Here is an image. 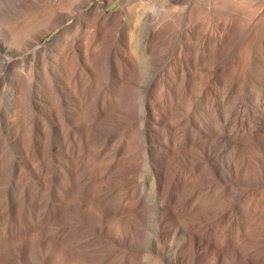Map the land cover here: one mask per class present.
Segmentation results:
<instances>
[{
	"label": "rangeland",
	"instance_id": "374dc122",
	"mask_svg": "<svg viewBox=\"0 0 264 264\" xmlns=\"http://www.w3.org/2000/svg\"><path fill=\"white\" fill-rule=\"evenodd\" d=\"M0 264H264V0H0Z\"/></svg>",
	"mask_w": 264,
	"mask_h": 264
}]
</instances>
